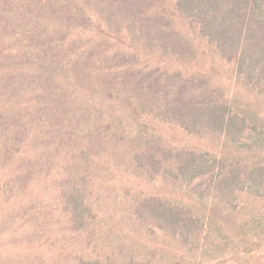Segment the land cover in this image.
<instances>
[{"label":"rangeland","instance_id":"obj_1","mask_svg":"<svg viewBox=\"0 0 264 264\" xmlns=\"http://www.w3.org/2000/svg\"><path fill=\"white\" fill-rule=\"evenodd\" d=\"M2 70L17 89L0 84V264H264V100L178 0H0ZM205 101L249 130L227 140L158 111ZM156 149L254 167L257 186L151 177ZM157 198L195 216L198 240L151 229Z\"/></svg>","mask_w":264,"mask_h":264},{"label":"trees","instance_id":"obj_2","mask_svg":"<svg viewBox=\"0 0 264 264\" xmlns=\"http://www.w3.org/2000/svg\"><path fill=\"white\" fill-rule=\"evenodd\" d=\"M178 11L200 31L219 57L235 69L239 79L245 81L246 86L251 87L264 100V0H178ZM2 72L0 83L2 88L16 91L17 81L15 78H10L13 76L11 70L8 72L2 70ZM46 86L48 87L47 84ZM27 89L28 87L26 91ZM42 89L45 90L44 85ZM35 96L40 98L39 94ZM49 100L41 102L43 107L47 103L52 104ZM157 109L155 105L154 110ZM158 111H162L163 116L172 115L184 120V126L190 132L214 131L227 140L231 136L239 137L240 133L243 135L242 133L249 130L248 126H250L244 116L222 102L205 101L202 108L185 104L176 108H161ZM38 112L40 114L37 123L47 129V123L54 122L48 119L53 113L49 110ZM176 152L171 150L167 153L156 149L150 161L145 163V172L155 177L154 173L160 174L163 171L162 174L167 175L169 173L167 171L171 170L170 173H174L173 184L180 182L182 186L211 175V181L215 182L217 187L220 186L222 191L226 189L228 193L233 194L235 185L243 187L241 192L251 191L257 186L258 175L254 167L245 166L244 170L238 169V171L230 168L223 170L222 160H218V157L209 152L199 153L195 149H181ZM168 162H171L172 166L168 164L165 166ZM168 166L171 169H168ZM171 178L172 176L169 175V179ZM261 181L259 179V182ZM152 202L147 204L144 210L150 217L148 222L153 231L161 232L179 241L185 235L184 230L190 227L192 232L197 234L195 237L198 240L199 221L194 215L186 212L185 208L163 203L158 198L152 199ZM93 264L102 263L93 262Z\"/></svg>","mask_w":264,"mask_h":264}]
</instances>
